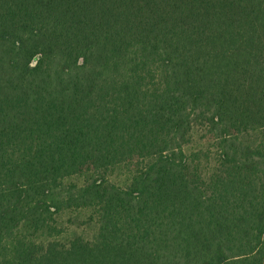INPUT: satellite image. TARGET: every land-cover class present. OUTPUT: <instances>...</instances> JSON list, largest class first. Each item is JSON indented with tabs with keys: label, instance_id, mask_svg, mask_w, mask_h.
<instances>
[{
	"label": "trees",
	"instance_id": "trees-1",
	"mask_svg": "<svg viewBox=\"0 0 264 264\" xmlns=\"http://www.w3.org/2000/svg\"><path fill=\"white\" fill-rule=\"evenodd\" d=\"M0 264H264V0H0Z\"/></svg>",
	"mask_w": 264,
	"mask_h": 264
}]
</instances>
